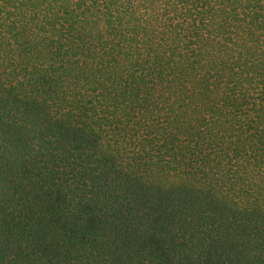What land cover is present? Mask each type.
Instances as JSON below:
<instances>
[{
	"label": "trees",
	"instance_id": "trees-1",
	"mask_svg": "<svg viewBox=\"0 0 264 264\" xmlns=\"http://www.w3.org/2000/svg\"><path fill=\"white\" fill-rule=\"evenodd\" d=\"M263 26L264 0H0V30L32 33L25 41L7 42L12 61L15 51L40 58L41 72L28 78L44 86L46 81L73 77L70 69L76 67L79 79L87 78L80 92L91 89L105 107L110 104L103 102L106 95L143 97L149 92L161 99L167 111L159 119L166 134L161 140L160 135L154 136L155 142L169 149L156 151L155 159L117 161V173L137 181L130 198L136 210L130 219L124 217L128 220L124 225L116 224L119 219L124 223L123 217L111 221L109 239L100 231L105 216H98L91 205L89 212L86 205L63 211L65 196L50 189L46 194L56 199L51 220L53 214L39 206L40 200L21 207L22 221H17L28 246L41 252L42 258L15 249L13 264H264V236L259 238L264 233L263 207L243 210L250 219L248 226H217L203 218L189 229L186 209L179 208L175 216L172 211L171 193H177L178 185L149 174L158 161L178 156L199 173L193 180L207 175L214 179L217 170L207 169L206 164L233 159L227 147L237 143L245 144V149L234 154V166L244 165L252 149L254 162L249 170L264 172ZM53 42L60 48H50ZM73 84L79 87L77 81ZM85 96L80 99L91 101L89 93ZM126 105L115 100L112 108ZM181 117L187 122L182 138L177 135L181 130L173 128ZM190 132L202 140L184 150L193 139H187ZM167 135L170 145L164 143ZM239 170L245 176L246 165ZM196 181L192 188H197ZM119 211L123 216L124 210ZM145 225L152 233L137 241L127 239L126 232L142 233ZM60 235L70 243L65 254L59 251Z\"/></svg>",
	"mask_w": 264,
	"mask_h": 264
},
{
	"label": "rangeland",
	"instance_id": "rangeland-1",
	"mask_svg": "<svg viewBox=\"0 0 264 264\" xmlns=\"http://www.w3.org/2000/svg\"><path fill=\"white\" fill-rule=\"evenodd\" d=\"M31 36L28 30H0V264H13L12 253L15 249L36 260L42 256L35 247L28 246L26 233L17 220L22 221L18 217L21 207L39 200V206L45 210L48 208L53 214L49 218L51 220L55 215V208L51 204L56 199H50L46 194L48 189L53 194L65 196L66 208H62L63 211L86 205L89 212L91 205V210L98 216H105L106 223L100 231L103 238L109 239L112 237L109 228L111 221L123 217L124 223L119 219L116 224L124 225L128 221L125 218L133 217L136 210L132 203L134 199L130 202V198L131 194L134 195L132 191L136 189L137 181L125 176L122 171L117 173V161L124 159L137 163L149 159L147 156L157 158L154 155L156 151L169 152L167 147L158 146L154 138L160 135L161 140L166 134L159 125L161 114L167 112L160 98H154L149 92L143 97L120 93L116 98L106 95L103 102L110 104L105 107L95 94L90 93L91 89L80 92L84 89L82 81L87 78L79 79L80 72L76 67L70 69L73 77L69 74L61 82L54 79L39 86L35 79L28 78L29 74L38 75L41 72L38 70L41 63L38 56L30 58L26 56L27 51L19 54L15 51L16 59H9L10 46L7 42L13 39L25 41ZM55 42L49 47L58 45ZM57 47L60 48L59 45ZM54 70L60 71L62 68L54 67ZM73 80L78 82L79 87L73 86ZM86 92L90 94L91 101L80 99ZM77 97L78 102L74 99ZM115 100L127 105L112 108ZM69 103L77 107H68ZM100 104L103 108L97 110ZM181 119L173 122V128L181 130L180 133L177 131V135L182 138V130L187 122ZM188 136L187 139H193L188 141L184 150L201 143V136L191 132ZM169 137L167 135L164 140L166 145L171 144ZM228 146L231 152L229 156L233 159L223 158L218 159L217 163L209 161L211 164H206L207 169L212 167L217 170L218 175L214 179L212 175H207L200 177L199 181L193 180L199 173L194 172L192 163H186L178 156L169 162L158 161L149 170L152 178L178 185L174 191L177 193H171L172 211H175V216L179 208L186 209L185 220H188L189 229H193L203 218L217 226L238 223L248 226L250 219L243 210L264 208V185H260L264 183V172L249 170L254 162L252 149L248 150L242 161L246 165V174L242 176L239 169L244 165L234 166V154L240 155L245 144ZM109 148L112 150L109 151ZM104 170L106 173L102 176ZM165 171H170V174ZM194 181L198 182L197 188L191 187ZM218 199L228 201L218 203ZM120 209L124 210L123 216ZM149 213L153 215L154 211ZM145 230L135 234L126 232L127 239L137 241L152 233V228L149 232L147 225ZM263 236L261 232L259 238ZM57 237L63 240L59 244V251L65 254L70 243L63 235Z\"/></svg>",
	"mask_w": 264,
	"mask_h": 264
}]
</instances>
